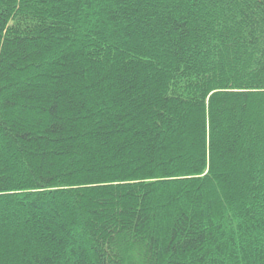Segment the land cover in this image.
Segmentation results:
<instances>
[{"label":"trees","instance_id":"obj_1","mask_svg":"<svg viewBox=\"0 0 264 264\" xmlns=\"http://www.w3.org/2000/svg\"><path fill=\"white\" fill-rule=\"evenodd\" d=\"M0 264H264V0H0Z\"/></svg>","mask_w":264,"mask_h":264}]
</instances>
